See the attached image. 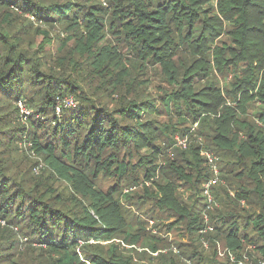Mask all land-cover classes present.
<instances>
[{
    "label": "trees",
    "instance_id": "trees-1",
    "mask_svg": "<svg viewBox=\"0 0 264 264\" xmlns=\"http://www.w3.org/2000/svg\"><path fill=\"white\" fill-rule=\"evenodd\" d=\"M151 69L169 87L159 99L142 77ZM165 112L179 126L161 124ZM20 141L40 177L14 171ZM203 151L219 159L210 209ZM204 212L211 248L239 260L253 247L264 264V0H0V264H134L113 240L169 248L146 216L179 236L145 253L150 264H216L199 244Z\"/></svg>",
    "mask_w": 264,
    "mask_h": 264
},
{
    "label": "rangeland",
    "instance_id": "rangeland-1",
    "mask_svg": "<svg viewBox=\"0 0 264 264\" xmlns=\"http://www.w3.org/2000/svg\"><path fill=\"white\" fill-rule=\"evenodd\" d=\"M31 19H29L30 21ZM32 21V20H31ZM30 21V22H31ZM33 23V26H34V29H37V28H40L41 30H46V31H51V34L52 36H61L63 37L65 35V32L61 29V28H45V27H41V25H39L38 23L36 24L35 22H31ZM42 39H43V36H39L37 39H36V42L38 44H40L42 42ZM114 47L118 50V48H120L118 46V44H116L115 42L113 43ZM54 46H52V48H54ZM51 48V49H52ZM52 52V51H51ZM55 52H56V49H55ZM54 52V53H55ZM53 53V52H52ZM123 54V57H124V60L126 61V65L128 68H131V63L130 61H128V55H127V50H123L122 52ZM57 55V54H56ZM56 55H54V57H56ZM144 80H149V84L147 85V92L150 94V96L152 97H156V98H160V96L162 95L163 91L164 90H169V87L168 85L164 82V79L162 77V75L159 73V72H154L151 70H149L148 74H146L145 76H142ZM145 90V91H146ZM19 95L18 91H13L11 96L13 98H17ZM18 104V103H17ZM18 107V105H17ZM158 107V106H157ZM19 109V108H18ZM255 109L256 106L252 105L249 107L248 109V117L249 119H254V115L256 112H255ZM18 119H19V122L22 124V125H27V120L26 121H23V117L21 115V112L19 110L18 112ZM160 121H161V124L163 125H167L169 126L170 128L173 127V126H179V122H178V118H177V115L175 114V112H172L170 115L167 114L166 112L165 113H161V115L158 116ZM199 128L197 127V125L193 126L192 129H191V132H195L197 131ZM196 138H199L198 141L199 143H206L205 139L201 138L200 136H198L197 134L194 135ZM180 138L178 139H181V136H179ZM188 142L189 144H191V141H190V136L188 135ZM176 136H175V141H176ZM177 139V140H178ZM180 141V140H179ZM166 141H164V143H162L166 148L168 147V144L167 142L165 143ZM179 145H175V148L172 150V149H168L167 150V158H173L174 156V153H175V150L176 148H178ZM30 146L24 142H19L18 143V149L17 151L13 152V155L14 157H16L17 159H22L23 161H18L17 162V165L16 167H14V171L17 173H19L20 175H22L21 173H23V175H27L29 177H35V178H38L42 175V172H43V168H44V165L43 163L41 162V160L34 154L30 151ZM186 149V148H184ZM163 159H161V163H162ZM39 163L37 166H34L35 164ZM112 186V183L111 182H107L105 184H103V187H104V190H107L109 189V187ZM129 191V193H137L138 195H142L143 194V189H142V186L141 187H131V188H125L124 192H127ZM186 190H181L182 192V196H184L183 198L186 199L188 197L189 194H187L185 192ZM150 202L147 201L143 206H144V210H147L148 207L150 206L149 205ZM242 207H246L244 206V204H241ZM241 207V208H242ZM133 211H136V208H131ZM146 222H147V233L148 234H159L160 235H156V236H159L161 238H163L167 243H169V248H164L162 249L161 245H159L160 247V250L154 254L152 253L151 251L148 250V248H144V244L141 243V246L138 247L135 249L136 251H133L131 252L133 249V247H131L130 245H128L127 243L123 242L121 238L119 239H115L112 241V243H114L115 245H120L121 248L123 249V252L126 254V255H129V256H134L135 258V261H134V264H150L149 261H147V259L144 257V254L146 253L148 256H152L154 258H158V256L163 253V254H166L168 249L169 250H173V247L175 245V243L178 240L179 236L177 235V232H174L172 233L171 235L170 234H167L169 232H166V228L164 227L165 224H169V222L171 221H168V220H163V221H160V226L158 228L157 225H159V222L157 221H154V220H150L148 216H146ZM1 224L4 226L5 225V222H1ZM171 233V232H170ZM167 234V235H166ZM149 236V235H147ZM205 236V237H204ZM176 239V240H175ZM205 241L208 243V246L206 247L205 246ZM183 242L185 243H189L188 239H183ZM200 243L199 244H202V248H203V251L207 253V255H212L213 254V250H216V257H215V260H216V264H255V262L258 260H260V257L258 256V254L253 250L254 248L253 247H247L246 251H244L242 254H241V259L237 260V258L235 257L234 253L231 252L225 245H223L222 242L220 241H215L216 243V247L215 248H211V242H210V238L206 235H203V237L201 238V241H199ZM103 245L106 244V243H102ZM108 244V243H107ZM232 255L234 257V260L231 259V256ZM238 261V262H237ZM208 263V262H206ZM187 264V263H186ZM262 264V263H261Z\"/></svg>",
    "mask_w": 264,
    "mask_h": 264
},
{
    "label": "built area",
    "instance_id": "built-area-1",
    "mask_svg": "<svg viewBox=\"0 0 264 264\" xmlns=\"http://www.w3.org/2000/svg\"><path fill=\"white\" fill-rule=\"evenodd\" d=\"M64 107H74L75 103L72 97H67L64 100ZM18 108L21 112L22 117L24 118L23 121H26L30 115L31 112L29 111V109L24 105V103L22 101L18 102ZM62 111V106H58L56 109L57 114L59 115ZM179 145L182 146L183 148H187L188 142L187 139H183L179 141ZM202 154L206 157L207 159V164L209 165L210 169L213 171L214 173V178L211 179L209 182H206L205 186H204V197H206V203L209 204L208 209H210L214 203L213 200V195H212V187L214 185H216L219 182V168H218V157L211 152H207V151H203ZM204 219H205V228L201 231V233L203 235L208 234L209 232L213 231V227L210 225V221L208 216L206 215V212H204ZM205 246H208V243L205 241ZM231 259L234 260V257L232 255Z\"/></svg>",
    "mask_w": 264,
    "mask_h": 264
}]
</instances>
